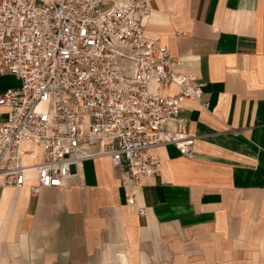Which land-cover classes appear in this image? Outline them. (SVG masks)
<instances>
[{"label": "crops", "instance_id": "1", "mask_svg": "<svg viewBox=\"0 0 264 264\" xmlns=\"http://www.w3.org/2000/svg\"><path fill=\"white\" fill-rule=\"evenodd\" d=\"M145 29L179 60L176 67L203 82L198 99L187 98L178 111L188 152L155 145L158 170L134 185L131 203L121 169L107 155L82 159L77 175L61 186L2 188L0 264L6 249L24 250L26 240L30 251L59 258L60 249L41 247L50 226L56 243L80 235L93 249L105 243L100 258L107 264H257L262 258L264 0H152ZM18 84L15 75L0 72V92ZM5 117L0 106V121ZM9 218L19 243L4 245Z\"/></svg>", "mask_w": 264, "mask_h": 264}, {"label": "built area", "instance_id": "2", "mask_svg": "<svg viewBox=\"0 0 264 264\" xmlns=\"http://www.w3.org/2000/svg\"><path fill=\"white\" fill-rule=\"evenodd\" d=\"M151 12L152 0H0V72L19 79L0 92V190L61 186L107 155L131 203L158 170L155 145L188 152L178 111L203 82L146 31Z\"/></svg>", "mask_w": 264, "mask_h": 264}, {"label": "rangeland", "instance_id": "3", "mask_svg": "<svg viewBox=\"0 0 264 264\" xmlns=\"http://www.w3.org/2000/svg\"><path fill=\"white\" fill-rule=\"evenodd\" d=\"M36 230L35 232L40 231V227L36 226V228H33ZM18 228L16 226V220L15 219H10L8 225L5 227V234L2 235L1 237V242L2 244L6 245L10 243V241H13V243H19V235L16 236L15 232H17ZM56 233L55 227L50 226L48 228L47 234L49 236V242H45L44 244H41V247H51L55 249H60V257L59 258H54L52 259L49 256H46L47 253H51L48 251H42L37 250V251H30L29 248V240L25 241L24 245V250H15V251H10L6 249L5 254L2 255L4 258V263L5 264H15L13 263V258L17 257L18 259L21 260V264H74V259H83L82 264H107V261L102 260L101 254L103 251L106 249V245L101 244L98 245L95 249H93L92 244L89 243V245H85V236L80 235L79 241L76 242H65L63 244L61 243H56L53 241L54 234ZM17 237V238H16ZM105 245V246H104ZM92 246V247H91ZM104 246V247H103ZM87 247V248H86ZM63 248V249H62ZM112 248V247H111ZM117 248V247H116ZM122 249L121 247H118L117 250ZM123 250V249H122ZM124 253L128 257V260H130V255L125 252ZM128 254V255H127ZM262 258H259L256 261L257 264H264V252L261 251ZM51 255V254H50ZM137 261L134 260L133 264H137Z\"/></svg>", "mask_w": 264, "mask_h": 264}, {"label": "bare ground", "instance_id": "4", "mask_svg": "<svg viewBox=\"0 0 264 264\" xmlns=\"http://www.w3.org/2000/svg\"><path fill=\"white\" fill-rule=\"evenodd\" d=\"M6 188H7V189H12V188H9V187H3V189H6ZM22 188H24V187H22ZM22 188H21V189H22ZM14 190H15V189H14ZM4 194H5V193H4Z\"/></svg>", "mask_w": 264, "mask_h": 264}]
</instances>
